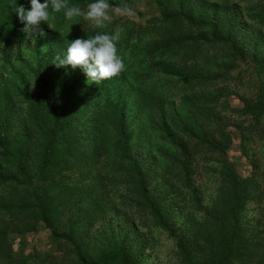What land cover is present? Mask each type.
<instances>
[{"label": "trees", "instance_id": "trees-1", "mask_svg": "<svg viewBox=\"0 0 264 264\" xmlns=\"http://www.w3.org/2000/svg\"><path fill=\"white\" fill-rule=\"evenodd\" d=\"M145 1L152 12H136L137 24L117 43L126 70L87 97L85 117L78 111L80 102L87 104L85 95L74 89L87 77L74 75L69 86L55 89L49 75L60 47L52 45L29 68L39 90L23 95L31 125L18 141L7 132L8 105H0V264H140L144 242L135 221L173 239L181 264H264V212L253 235L242 221L250 201L264 209V51L253 49L246 57L237 36L220 33L216 21L200 10L206 3L232 7L264 0ZM16 2L30 5V0ZM92 2L67 0L82 10ZM10 3L0 0V43L19 21ZM247 16L263 26L264 6ZM131 20L113 16L103 29H93L82 17L68 21L62 10L48 21L52 31L43 33L67 47L96 31L112 34L116 23ZM32 39L37 52L38 38ZM219 47L220 55L214 52ZM156 61L161 68L148 67ZM251 71L259 78L254 95L232 107L230 93L221 87L241 83ZM129 76L133 84L121 87ZM103 89L109 92L106 101ZM132 104L141 120L130 119L126 105ZM232 128L241 140L237 158L231 153ZM151 136L157 145L148 151L142 143ZM249 140L260 142L261 158L244 145ZM29 151L36 155L33 172L25 167ZM241 158L249 173L240 171ZM3 161L12 166L9 172ZM103 191L118 193L110 212L121 218L93 229L110 206ZM40 226L58 251H21L18 241Z\"/></svg>", "mask_w": 264, "mask_h": 264}, {"label": "rangeland", "instance_id": "rangeland-1", "mask_svg": "<svg viewBox=\"0 0 264 264\" xmlns=\"http://www.w3.org/2000/svg\"><path fill=\"white\" fill-rule=\"evenodd\" d=\"M130 3L128 6L133 8L136 12H141L143 14H149L152 12L151 6H149L145 0H128ZM123 6V5H122ZM264 6V1L257 2L253 1L252 3L238 2L232 7H224L220 3L210 4L206 3L205 6L200 9L203 17L213 18L216 21L219 32L224 34L226 30H230L233 36H237L238 45L245 47L246 57H251L250 51L255 49V51H264V25L261 26L255 21H252L247 16L249 12H254V10L259 7ZM195 7V4H194ZM196 10L195 12H197ZM120 17V16H119ZM139 20L136 17L132 18V22H129L124 25H119L116 23L115 29L117 27H122L125 29V32H129L131 27ZM88 22V21H87ZM38 27L33 29V35L25 34L21 31L23 24L19 21L14 29V31L7 37L5 40H1L0 43V105L7 104L8 107L4 109V112L7 113L8 117V129L7 132L10 136H16V140L22 137V130L26 129L27 124L31 125L28 120L27 115V103L24 100L23 95L28 93H36L39 90L36 79L32 78V75L29 71V68L34 67L36 57H41L44 54V51L48 46L60 47L61 56L66 52L67 47L59 41L53 42L51 37L43 33L46 29L52 31L49 26L45 25V22H42ZM80 28H84L85 22L80 23ZM71 30V29H70ZM127 32V33H128ZM58 39L63 38L66 35H69L70 31L67 30L57 32ZM124 34L122 33V37ZM33 37L38 38V47L33 49ZM60 37V38H59ZM62 40V39H61ZM218 50L215 54L220 55L222 48H217ZM19 54L20 58L16 55ZM7 55H10L7 57ZM141 55V52L140 54ZM158 57V56H157ZM219 57V56H215ZM154 65H148L151 69L161 68L163 63L159 61L152 62ZM55 70L50 72L49 78L53 81L52 85L55 89L62 87L63 85L69 86L71 79L74 75L83 73L79 68L73 70L70 66L57 68L54 66ZM152 71V70H151ZM121 75V74H120ZM106 80L102 81L101 84L104 85ZM134 80L130 76L120 82L121 87L127 86L132 83ZM160 83L164 85V80H161ZM133 84V83H132ZM259 84V78L257 77L256 71H251L246 78L239 84H227L221 88L226 92H229V100L232 107H241L240 98L244 97L246 99H251L252 95L255 93V87ZM98 85L91 83V81L84 80L81 85L76 87L74 90L78 92L79 95H85L84 103L80 102L82 105L78 109L82 117L86 116L85 111L90 107V101L88 103L87 97L93 96L97 91ZM104 88V86H103ZM73 90V91H74ZM105 89L102 90V94L105 93ZM109 92H106L104 95L105 101L108 98ZM122 97L126 99L127 92L122 94ZM232 109V108H231ZM126 110L130 112V119L133 120L135 117L138 120H141V116H138V113L134 112L133 104L126 105ZM230 118L232 120H237L234 113H230ZM138 116V118H137ZM245 123L246 121L241 118ZM233 131V147L232 155L237 158L240 154L239 145H241V140L237 130L232 128ZM150 141L145 140L143 144L145 149L151 151L150 149L157 145V137L151 136ZM254 141V142H252ZM252 152H257L256 157H262V150L260 142L256 140H249L244 143ZM152 146V147H150ZM30 154L26 157L25 167L28 172H33L30 169H36L37 165L35 160L32 157H36L34 153L29 151ZM241 166L240 171L243 174L249 173V165L244 159H240ZM250 164V163H249ZM3 169L7 172L12 169V166L7 162L3 161ZM30 170V171H29ZM202 181L206 180V177L201 178ZM209 184V183H207ZM209 189V188H208ZM103 196L106 201L110 202L109 208L103 216H99L98 219L94 222L92 228L94 229L97 225L102 223L106 219H111L112 223H117V217L114 216V210L110 212V208L114 207L115 203L118 201V193L114 191L105 192L103 191ZM113 202H112V201ZM118 205V204H117ZM262 206V205H261ZM259 206L254 202H249L247 206L246 213L242 216L243 225H245L248 230L249 235H253L256 227L258 226V220L261 219V216L264 212L263 207ZM120 208L118 209V212ZM120 216V215H119ZM136 223V233L139 234V240L144 242V249L140 255V264H181L177 258L174 250V241L169 238L165 232L158 228L147 229L142 227V225ZM174 225L177 226V221L174 222ZM18 243L21 246V251L24 253H31L32 250L38 252L46 251H58V246L53 245L49 239V232L44 227H38L35 233H29Z\"/></svg>", "mask_w": 264, "mask_h": 264}, {"label": "clouds", "instance_id": "clouds-1", "mask_svg": "<svg viewBox=\"0 0 264 264\" xmlns=\"http://www.w3.org/2000/svg\"><path fill=\"white\" fill-rule=\"evenodd\" d=\"M9 7L23 24L21 31L28 35L41 22L49 26L50 18L62 10L68 21L74 17H82L91 23L93 29H103L111 22L113 16L126 18L137 16L136 11L130 6H113L108 0H95L89 3L85 10L77 5H69L67 0H44L43 3L40 0H30L27 9L23 4L18 5L16 0H11ZM123 32L122 27H117L112 34L96 31L91 38L73 39L63 56L59 53L55 55L52 64L57 68L68 66L73 70L79 68L86 75L87 80L96 85L119 76L126 70V65L123 58L118 55L117 49V43Z\"/></svg>", "mask_w": 264, "mask_h": 264}]
</instances>
